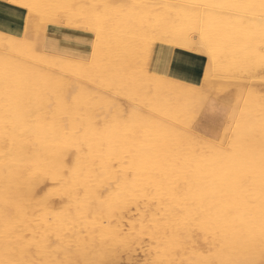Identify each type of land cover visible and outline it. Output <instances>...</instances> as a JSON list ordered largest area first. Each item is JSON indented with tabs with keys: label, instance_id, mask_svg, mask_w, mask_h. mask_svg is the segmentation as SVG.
<instances>
[{
	"label": "bare ground",
	"instance_id": "1",
	"mask_svg": "<svg viewBox=\"0 0 264 264\" xmlns=\"http://www.w3.org/2000/svg\"><path fill=\"white\" fill-rule=\"evenodd\" d=\"M2 8L0 264H264V0Z\"/></svg>",
	"mask_w": 264,
	"mask_h": 264
},
{
	"label": "rangeland",
	"instance_id": "2",
	"mask_svg": "<svg viewBox=\"0 0 264 264\" xmlns=\"http://www.w3.org/2000/svg\"><path fill=\"white\" fill-rule=\"evenodd\" d=\"M5 5H7L6 3H4ZM7 11L4 9V8H2V9H0V15H1V19H4V18H6L7 16ZM6 14V15H5ZM7 20L9 21L10 19H8V17H7ZM57 33V34H56ZM64 33H67V35H69V37H70V40L68 41V44L70 45V47H77V48H81V55L82 56H85L86 57V55H87V53H88V50H89V44H90V39H89V37H88V35L89 34H84V33H78V32H75V31H72V30H67V29H65V28H62V27H51V29L49 30V37L50 38H52V39H57V38H59L60 37V35L61 34H64ZM90 36V35H89ZM59 46L60 45H56L55 47H56V49L57 50H59L60 48H59ZM162 54V53H161ZM164 55V54H163ZM89 57H87V59H88ZM174 69V67L172 66V62H171V64L170 63H168L165 67H163V70H165V71H167L169 74H171V72H172V70ZM107 80V79H106ZM86 80H84V82L83 81H81L82 83H85V84H83V87L84 88H87L88 89V87H90L89 86V84H93L90 88H91V90H93L92 88H93V86L95 87V89H100V88H97V87H100L102 84H105V83H103V82H105L103 79H101V80H99V81H101L100 83H99V81H96V82H85ZM107 81H110V78H108V80ZM81 83V84H82ZM97 83L98 84H100V86L99 85H97ZM87 84H88V86H87ZM95 85H97V86H95ZM102 89L104 90V88L102 87ZM90 90V89H89ZM104 91H106V90H104ZM107 92V91H106ZM114 95H116L115 96V103H117V104H119L122 108H125V106L127 107V106H129L128 108H130L131 107V105H130V101H129V103H128V101L127 100H125V98L124 97H122L119 93H118V91H115L113 94H111V96L113 97ZM117 95H119L118 97H117ZM120 97V99H121V101H123V104L125 103V106L122 104V102H120L119 100L120 99H118ZM118 99V100H117ZM124 101H126L127 102V104H126V102H124ZM216 98H214V97H211V98H209V100H208V102H210V104H212V105H216V107H217V109H215L214 111H213V116L215 117L214 119H217V120H220L218 123H219V125H218V127L221 125V124H223V121H224V107L223 106H221V105H219V104H217L216 103ZM120 102V103H119ZM207 102V103H208ZM129 104V105H128ZM202 114V113H201Z\"/></svg>",
	"mask_w": 264,
	"mask_h": 264
}]
</instances>
